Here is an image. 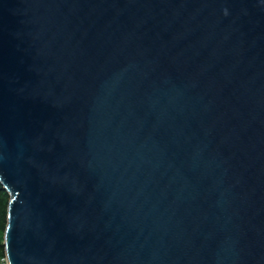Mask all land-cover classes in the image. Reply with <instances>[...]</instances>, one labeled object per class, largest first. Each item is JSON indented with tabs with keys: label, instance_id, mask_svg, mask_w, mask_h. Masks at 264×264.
Returning <instances> with one entry per match:
<instances>
[{
	"label": "water",
	"instance_id": "water-1",
	"mask_svg": "<svg viewBox=\"0 0 264 264\" xmlns=\"http://www.w3.org/2000/svg\"><path fill=\"white\" fill-rule=\"evenodd\" d=\"M8 264H264V0H0Z\"/></svg>",
	"mask_w": 264,
	"mask_h": 264
},
{
	"label": "trees",
	"instance_id": "trees-1",
	"mask_svg": "<svg viewBox=\"0 0 264 264\" xmlns=\"http://www.w3.org/2000/svg\"><path fill=\"white\" fill-rule=\"evenodd\" d=\"M9 200L10 196L8 192L0 184V264L4 259H6L4 247V233L7 226Z\"/></svg>",
	"mask_w": 264,
	"mask_h": 264
},
{
	"label": "built area",
	"instance_id": "built-area-1",
	"mask_svg": "<svg viewBox=\"0 0 264 264\" xmlns=\"http://www.w3.org/2000/svg\"><path fill=\"white\" fill-rule=\"evenodd\" d=\"M1 264H8L7 259H4Z\"/></svg>",
	"mask_w": 264,
	"mask_h": 264
}]
</instances>
